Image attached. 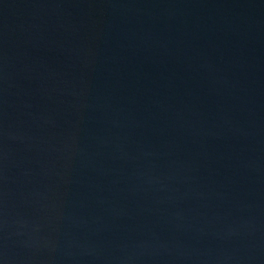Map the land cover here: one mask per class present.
I'll return each mask as SVG.
<instances>
[{"label": "water", "instance_id": "95a60500", "mask_svg": "<svg viewBox=\"0 0 264 264\" xmlns=\"http://www.w3.org/2000/svg\"><path fill=\"white\" fill-rule=\"evenodd\" d=\"M0 264H264V0H0Z\"/></svg>", "mask_w": 264, "mask_h": 264}]
</instances>
